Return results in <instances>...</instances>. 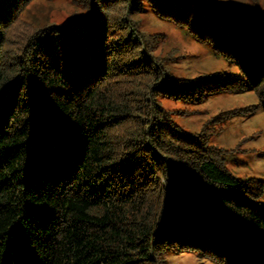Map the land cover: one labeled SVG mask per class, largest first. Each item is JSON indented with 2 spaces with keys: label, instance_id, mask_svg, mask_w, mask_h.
<instances>
[{
  "label": "trees",
  "instance_id": "16d2710c",
  "mask_svg": "<svg viewBox=\"0 0 264 264\" xmlns=\"http://www.w3.org/2000/svg\"><path fill=\"white\" fill-rule=\"evenodd\" d=\"M32 1L0 0V264H163L171 250L264 264V180L234 175L206 129L187 132L160 99L208 81L201 96L253 90L264 109L259 11L82 0L66 23H38L22 18ZM147 5L243 77L180 85L142 29Z\"/></svg>",
  "mask_w": 264,
  "mask_h": 264
},
{
  "label": "rangeland",
  "instance_id": "374dc122",
  "mask_svg": "<svg viewBox=\"0 0 264 264\" xmlns=\"http://www.w3.org/2000/svg\"><path fill=\"white\" fill-rule=\"evenodd\" d=\"M82 0H34L23 12V20L43 23H66L68 18L81 11ZM226 4L232 8L257 9L264 17V0H207ZM142 29L156 41V53L171 57L174 75L187 81L199 76L217 74L220 78H242L241 69L214 54L211 46L201 44L188 32L173 22L163 20L149 5L138 16ZM212 86L203 81L199 86H184L179 91L194 93L193 96H161L163 107L174 122L189 133L209 134L210 144L226 150L229 170L242 179L264 180V109L250 108L259 103L253 90L232 92L213 91L200 95L201 87ZM215 86V84L213 85ZM176 92V91H175ZM245 108V109H243ZM240 110L228 118L220 119L222 113ZM241 110V111H242ZM250 110V111H249ZM264 204V195L260 198ZM163 264H217L201 252L171 250L164 254Z\"/></svg>",
  "mask_w": 264,
  "mask_h": 264
}]
</instances>
